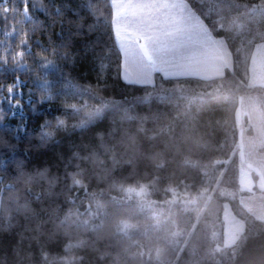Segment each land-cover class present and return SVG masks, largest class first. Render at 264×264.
I'll return each instance as SVG.
<instances>
[{
	"label": "trees",
	"instance_id": "obj_1",
	"mask_svg": "<svg viewBox=\"0 0 264 264\" xmlns=\"http://www.w3.org/2000/svg\"><path fill=\"white\" fill-rule=\"evenodd\" d=\"M186 1L231 51L224 74L127 81L112 0H0V264H264L237 124L239 97L264 93V0ZM226 202L244 221L230 246Z\"/></svg>",
	"mask_w": 264,
	"mask_h": 264
},
{
	"label": "rangeland",
	"instance_id": "obj_2",
	"mask_svg": "<svg viewBox=\"0 0 264 264\" xmlns=\"http://www.w3.org/2000/svg\"><path fill=\"white\" fill-rule=\"evenodd\" d=\"M112 3L114 30L122 52V76L126 80L151 83L155 72L163 76L210 78L232 68V54L225 40L210 32L186 0H112ZM260 52L254 56L253 64L263 74L264 50ZM249 82L264 84L262 79H252V69ZM237 124L240 190L262 189L241 195V204L264 219L263 92L239 97ZM135 190L140 193L145 187ZM223 221V243L233 245L244 230V221L235 215L229 202L224 205Z\"/></svg>",
	"mask_w": 264,
	"mask_h": 264
},
{
	"label": "snow or ice",
	"instance_id": "obj_3",
	"mask_svg": "<svg viewBox=\"0 0 264 264\" xmlns=\"http://www.w3.org/2000/svg\"><path fill=\"white\" fill-rule=\"evenodd\" d=\"M25 2V9L27 10V0H24ZM25 14L27 15V11L25 12ZM57 14L59 15L60 14V10L57 9ZM22 45L26 44V40L25 41H22L21 42ZM64 45H61V47H63ZM24 56V51L21 50V51H18V52H14L12 53V59L13 60H17L18 63L16 65V67L18 69H27V65L23 62V60L21 59L22 57ZM0 61H6V53L4 54H0ZM49 64H51V62H48ZM54 66V65H53ZM5 69H2L0 68V71H3ZM45 75H47V67L45 68ZM17 84L21 83L19 81V79L17 78ZM38 84V87L40 88V90L42 92H48L50 87L52 86V82L51 81H48L47 79H43V80H40L37 82ZM3 88V85H0V90H2ZM7 91L9 93V97H8V101H9V106L11 108H20L21 109V112L23 111V108H22V105H21V101L20 100H15V102L13 103V100H12V97H13V85L9 84L7 86ZM17 95H20V93H17ZM0 99H2V97H0ZM31 102L30 98H29V103ZM3 120V113L2 111H0V121ZM58 123H60L59 120H57ZM19 128L23 129L24 125L21 124V125H18ZM51 135V132L50 131H45L41 134L42 136V139L47 137V136H50Z\"/></svg>",
	"mask_w": 264,
	"mask_h": 264
},
{
	"label": "crops",
	"instance_id": "obj_4",
	"mask_svg": "<svg viewBox=\"0 0 264 264\" xmlns=\"http://www.w3.org/2000/svg\"><path fill=\"white\" fill-rule=\"evenodd\" d=\"M215 40H216V38H215ZM264 43L263 42H261V43H258L256 46H255V49H254V52H253V56H252V61H251V69H252V79H254V81H260L261 79L262 80H264V73L263 74H261L260 72H262L261 70H259V68L258 69H255L254 67H256L257 68V66H256V64H255V66H254V64H253V62H254V56L259 52V53H261L260 51H262V50H264V45H263ZM216 53V52H215ZM258 53V54H259ZM260 55V54H259ZM260 58V57H259ZM219 60H221L220 58H219ZM219 65H220V67L222 66V61H220L219 62ZM122 66H123V60H122ZM214 66L216 67V65L214 64ZM224 69H226V66H225V68ZM121 72H122V70H121ZM168 76V75H167ZM179 76H182V75H179ZM185 76V75H184ZM125 79V78H124ZM126 80V79H125ZM128 81V80H127ZM264 85V84H263ZM255 111H257V110H255ZM252 133V132H251Z\"/></svg>",
	"mask_w": 264,
	"mask_h": 264
}]
</instances>
